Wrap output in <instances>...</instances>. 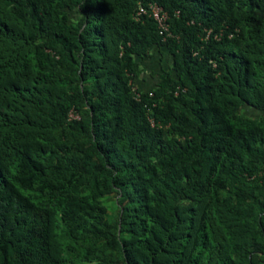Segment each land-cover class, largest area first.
I'll use <instances>...</instances> for the list:
<instances>
[{"label": "trees", "instance_id": "1", "mask_svg": "<svg viewBox=\"0 0 264 264\" xmlns=\"http://www.w3.org/2000/svg\"><path fill=\"white\" fill-rule=\"evenodd\" d=\"M0 264H264V0H0Z\"/></svg>", "mask_w": 264, "mask_h": 264}, {"label": "rangeland", "instance_id": "2", "mask_svg": "<svg viewBox=\"0 0 264 264\" xmlns=\"http://www.w3.org/2000/svg\"><path fill=\"white\" fill-rule=\"evenodd\" d=\"M151 55L150 58L145 60L137 59V61H140L145 71L135 82V87L141 91H150L154 89L158 82V75L161 71L168 70L171 65L166 50H156L153 48L151 50ZM242 114L251 118L258 117V113L246 108L242 110ZM116 199L115 194H112L104 200L108 215L112 218L116 217Z\"/></svg>", "mask_w": 264, "mask_h": 264}, {"label": "built area", "instance_id": "3", "mask_svg": "<svg viewBox=\"0 0 264 264\" xmlns=\"http://www.w3.org/2000/svg\"><path fill=\"white\" fill-rule=\"evenodd\" d=\"M141 15H148L152 18V20L156 23L157 28L161 31V33H168V15L161 7L156 4L150 3L146 8L143 6L138 7V11L136 12V17H140Z\"/></svg>", "mask_w": 264, "mask_h": 264}]
</instances>
